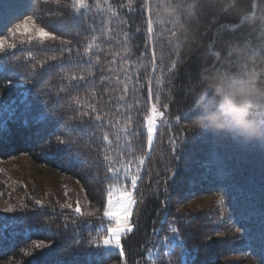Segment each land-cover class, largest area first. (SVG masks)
<instances>
[{"label":"trees","instance_id":"1","mask_svg":"<svg viewBox=\"0 0 264 264\" xmlns=\"http://www.w3.org/2000/svg\"><path fill=\"white\" fill-rule=\"evenodd\" d=\"M111 2L123 20L120 24L115 18L111 21L109 27L120 33L111 41L100 36L99 21L93 15L77 26L69 9L54 3L40 5L41 10L62 11L69 31L63 38L72 41L67 47L72 48L74 58L77 52H84L92 30L100 37L97 43L102 51L96 53L100 63L93 59L91 71L96 75L89 78L96 81L95 96L85 82L76 89L60 91L67 82L61 69L50 65L63 63V58L33 69L43 76H33L16 64L9 65L13 72L0 75V98L11 102L19 98L23 88H30L37 106L47 110L51 121L34 123L35 112L29 114L27 124L21 113L5 117L0 158L27 154L38 164L72 176L98 208L94 216L80 217L57 198L40 200L41 207L35 203L38 199L24 197L14 212L0 209V263L67 264L65 250L71 247L81 251L80 264H84L82 254L96 236L94 226L106 222L102 213L110 181L99 155L105 151L100 131L90 127L89 117L81 118L79 113L91 112L89 105H95L97 113L108 112L113 117L115 108L109 111L107 106L116 104V97L123 94L116 77L123 80L127 69L133 81L139 76L133 127H138L145 151V117L153 103L163 117L157 121L152 151L138 182L141 202L139 216L133 217L138 226L122 240L124 258L117 253L103 264H123L124 259L127 264H152L147 253L157 246L153 229L161 227L157 215L164 219L165 205L167 219L180 229L193 264H237L228 257L238 252L240 244L234 243L233 237L219 235L225 227L218 218L208 210L183 207L196 197L210 194L225 196L226 219L243 231L248 239L245 246L256 264H264V135L249 138L230 116L234 96L253 89L261 98H253L247 105V119L264 132V0H131V11L119 7L129 0ZM178 3L181 7L174 12ZM30 5L31 0H0V28L11 29L29 14ZM188 5H193L191 14L186 10ZM149 19L154 29L151 41ZM123 32L130 37L127 44ZM34 54L38 59L60 55L55 50ZM114 55L115 63H111ZM81 59L87 61L89 57ZM104 76L111 80L105 81ZM14 84H20L21 89L12 87ZM74 98L81 103L76 104ZM105 131L112 138L113 129L106 127ZM59 140L74 141L72 153L85 162H73L71 155L58 152ZM165 235L169 233H160L161 238ZM209 236L211 239H205ZM38 244L50 247H36ZM171 264H180L179 257H173Z\"/></svg>","mask_w":264,"mask_h":264},{"label":"snow or ice","instance_id":"2","mask_svg":"<svg viewBox=\"0 0 264 264\" xmlns=\"http://www.w3.org/2000/svg\"><path fill=\"white\" fill-rule=\"evenodd\" d=\"M48 3H54L62 8L69 9V14L77 26L86 21L90 15H93L99 21L97 28L100 30V36H107L110 41L115 40L120 35V33L114 31V28L109 27L113 18L116 19L117 24L123 23L117 11V5L112 3L111 0H93L92 3H89V0H71V3H64V0H31L29 14L20 18L21 23H15L11 29L7 26L0 28V75L5 72H13L14 69L9 65L16 64V67L22 68L25 72H31L33 76H43V72L37 73L33 69L37 66L42 68L49 61H60L63 58V63L50 65V67H59L62 78L67 82L66 86L62 87L60 91L76 89L81 82H85L91 86L90 91L95 96L96 81L89 78L96 75L91 71V67L94 66L93 59H95L96 64L100 63V56L96 54L102 51L99 43H97L100 37L94 34L95 30H92V26L89 25V29L93 31L91 41L85 45L84 52H77L74 58L71 54L72 48L67 47L71 45L72 41L63 38L69 35V31L62 11L47 8L41 10L40 8L41 4ZM119 7L131 11V0L127 5L120 4ZM180 7L181 5L178 3L173 11L175 12ZM192 8L193 5H188L186 10L189 14H191ZM45 20L48 22L45 23ZM153 31L152 20L149 19L147 32L150 41ZM123 39L125 44L129 42L130 37L127 32H123ZM18 45L20 46L19 50L13 51L18 49ZM53 50L59 52L60 55L53 54L44 59H38L34 54L52 52ZM115 55H119V53ZM115 55L111 63H115ZM83 56H88L89 59L83 61L81 59ZM155 60L156 53L153 51V71L156 68ZM24 61H27V63H24ZM123 63L127 64L128 60H124ZM65 65L68 67H65ZM81 72L86 73V75H81ZM104 80L110 81L111 77L104 76ZM116 81L122 84V89H119V91H122L123 94L116 97V104L107 106L109 111L113 107L115 108L116 111L113 113V117H109L108 112L103 113V115L97 113L95 105H89L91 112L79 113L81 118L89 117V126L100 131V141L103 142L105 151L99 153V155H102V163L106 167V180L110 181L106 184V206L102 213V218L107 223L94 226L96 236L88 242L89 248L82 254L84 264H103L105 260L111 259L117 253L122 259L124 258L122 240L138 226V223L133 220L134 216H139L138 205L141 202L138 200V182L142 180L141 173L146 170V160L149 159L152 151L157 118L163 117V113L158 112L157 104L153 103L150 108V115L145 117L144 127L147 136V150L145 151L143 142L140 140L138 127H133L135 115L133 107L134 102H136L139 76L137 75L136 80L133 81V74L125 69L124 79L120 80V77L117 76ZM8 83L12 84L11 81ZM12 87L21 89L22 86L14 84ZM149 95L151 96V89ZM74 100L76 104L81 103L79 98H74ZM37 105V97L30 88H23L19 92L17 100L6 102L5 99L0 98V131L5 126V117L13 118L17 113L23 115L25 124L28 123V116L31 112H35L33 116L34 123H50L47 110ZM136 106L138 108V102H136ZM113 118H115V122ZM106 127L113 129L112 138L105 131ZM93 137H95V133H93ZM96 142L93 139V143ZM73 145L74 141L72 140H59L57 151L71 155L73 162L84 163L85 161L81 160L78 154L72 153ZM174 176L175 174H173V178ZM167 191L168 189L165 187V192ZM224 199L225 196L222 195L220 197L221 202ZM35 203L43 207L42 201L37 200ZM22 207L26 208L27 205ZM67 207L80 217L95 215L93 212L85 213L79 201L76 202L74 208L72 204H68ZM15 210V206L10 205L3 211L12 213ZM163 210L165 212L164 219H160L159 214L157 215L161 227L153 229V235L157 237V246L148 251L147 259L152 264H171L173 257H179L180 264H193L192 253L186 246V241L182 238L180 229L174 226L175 222L169 223L167 219L168 207L163 206ZM97 219H100V217H97ZM163 232H167L169 235L161 238L160 233ZM205 239H211V237H205ZM44 246L50 247V245H36V247ZM65 256L67 257V264H80L81 251L78 248L76 250L71 247L67 248ZM123 264H127L126 259L123 260Z\"/></svg>","mask_w":264,"mask_h":264},{"label":"rangeland","instance_id":"3","mask_svg":"<svg viewBox=\"0 0 264 264\" xmlns=\"http://www.w3.org/2000/svg\"><path fill=\"white\" fill-rule=\"evenodd\" d=\"M21 22L22 20L18 23ZM24 197H32L34 200L57 198L64 205L72 204L73 207L79 201L82 210L87 213H95L98 210L88 201L82 185L72 176L62 174L47 165L38 164L27 154L15 155L7 159L0 158V209L4 210L10 205L16 208ZM220 197L219 194L199 196L183 207H193L213 213L225 227L219 235L233 237V242L240 244L237 248L238 252L228 259L234 260L237 264H256L247 251L248 246H245L247 237L242 230L226 219L227 211ZM106 223L107 221L104 224Z\"/></svg>","mask_w":264,"mask_h":264},{"label":"clouds","instance_id":"4","mask_svg":"<svg viewBox=\"0 0 264 264\" xmlns=\"http://www.w3.org/2000/svg\"><path fill=\"white\" fill-rule=\"evenodd\" d=\"M253 98H261L253 89H247L244 94L238 92L231 102L232 107L230 110V116L232 117L234 125L245 135L249 138H259L261 135H264V132L253 127L252 123L247 119V105L253 102Z\"/></svg>","mask_w":264,"mask_h":264}]
</instances>
